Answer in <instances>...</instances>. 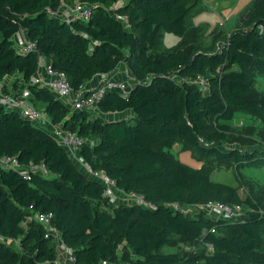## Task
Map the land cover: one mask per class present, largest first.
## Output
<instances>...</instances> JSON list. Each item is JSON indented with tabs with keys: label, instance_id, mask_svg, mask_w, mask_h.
Segmentation results:
<instances>
[{
	"label": "trees",
	"instance_id": "obj_1",
	"mask_svg": "<svg viewBox=\"0 0 264 264\" xmlns=\"http://www.w3.org/2000/svg\"><path fill=\"white\" fill-rule=\"evenodd\" d=\"M64 1L89 4L90 20L51 15ZM207 10L203 0H0V82L19 74L15 92L27 88L29 101L44 104L55 125L93 142L80 150L84 163L122 193L156 206L111 202L105 186L46 130L0 107V157L48 169L25 178L0 167V235L18 242L0 243V264H64L51 228L73 251L75 264H264L263 199L243 197L211 176L216 165L264 168L263 150L232 144L236 116L264 129V93L253 90V73L264 75V0H251L240 12L239 25L247 30L238 25L229 36L215 32V41L224 39L219 50L203 45L207 28L193 23ZM20 31L35 50L18 51L14 37ZM164 33L178 36L177 45L166 49ZM40 56L64 72L76 92L121 65L129 67L134 85L127 96L106 94L96 112L79 111L30 83ZM199 75L209 78L208 94L194 83ZM118 113L129 116L107 117ZM177 144L193 149L204 167L180 162L171 151ZM207 161L214 164L205 167ZM209 202L246 210L225 220L173 208ZM41 214H52L49 226L38 221ZM184 240L204 248L188 255L162 252Z\"/></svg>",
	"mask_w": 264,
	"mask_h": 264
},
{
	"label": "built area",
	"instance_id": "obj_2",
	"mask_svg": "<svg viewBox=\"0 0 264 264\" xmlns=\"http://www.w3.org/2000/svg\"><path fill=\"white\" fill-rule=\"evenodd\" d=\"M50 14L58 17L62 21L72 22L74 20L89 21L92 15V8L89 4L80 1H74L72 4L62 2L58 10H49ZM15 45L18 51L22 54H27L36 49V44L29 41L23 32H18L15 37ZM30 83L45 88L56 94L63 102L73 109L79 111L94 112L97 110L98 103L106 94L112 91H117L123 96H127L130 90V85L121 79H116L107 74L100 75V80L95 87L90 90L83 88L76 92L71 87L68 76L64 72L56 71L53 66L46 61V58L40 56L39 67L37 72L32 76ZM194 83H196L204 94L210 91L209 78L204 75H199ZM5 82H0V107H4L8 111H17L21 116L39 128L46 130L59 144H61L69 153L71 158L79 164L86 174L99 180L104 186V196L111 202L116 203L124 200L128 203H134L143 206L147 209H156V206L147 201L144 196L136 194H125L116 188L115 181L110 179L101 171H95L90 165L84 163L80 154L81 148L85 144L93 145L90 139H84L78 133L66 130L61 125H55L46 112L42 113L29 101L30 91L26 88L22 93H5ZM0 167L18 171L23 177L29 178L32 173L42 175L48 174V169L44 165L30 163L29 165L22 164L17 156H2L0 157ZM176 210H180L186 215L189 213L207 212L210 216L216 215L220 219H234L240 217L245 212V207L240 204H225L221 202H209L205 205L197 206H180L174 205ZM40 223L46 226L51 224L52 214H41L36 216ZM51 233L55 240L61 245L62 250L67 255L68 264H75L73 251L67 248L60 242L58 232L51 228ZM215 233V230L212 229ZM0 243L17 246L18 242L0 235ZM102 264H106L103 262Z\"/></svg>",
	"mask_w": 264,
	"mask_h": 264
},
{
	"label": "rangeland",
	"instance_id": "obj_3",
	"mask_svg": "<svg viewBox=\"0 0 264 264\" xmlns=\"http://www.w3.org/2000/svg\"><path fill=\"white\" fill-rule=\"evenodd\" d=\"M232 1V0H231ZM237 2L236 7L233 8V10H228L226 12H223L221 14L224 17V20H222L220 13L218 16L211 10L208 9L203 13V16L194 18L195 22L198 24H201L205 21L211 22L212 26L215 28L217 25H221L223 27V33L224 36H229L231 32L242 29L247 30L249 28L248 25H239V28L233 29L235 26V18H233V15L237 11L242 10L249 2L250 0H235ZM230 17L231 20L229 22H226L225 18ZM227 23V25H225ZM218 28V27H217ZM205 29V28H204ZM219 30V29H218ZM216 29L215 32H218ZM215 33L208 32V30H205V34L202 38L204 39L203 45H205L206 48H216V50L220 49L223 45V41L219 40L218 42L213 39ZM164 47L171 48L174 45H177L179 42V37L174 34L164 33ZM253 90L255 92H261L264 93V75H260L256 72L253 73ZM127 79L128 85L133 86L134 82ZM45 106L44 104H38L36 109L41 111L42 113L45 112ZM240 118L244 119L245 121L249 122V124H254V120L252 118H249L248 116H236L235 120L232 121V124H234L236 127L234 128V135H233V141L232 144L239 146L241 148L246 149H253L258 148L260 150L264 151V129L259 125L255 124L256 126L250 127L246 125V122H242ZM245 124V126L243 125ZM172 153L175 157L178 158L180 162H182L185 165H188L193 168H203L204 163L203 161L199 160L197 157H195V151L191 148H185L182 149L181 144H177L172 150ZM214 164L213 161H207L205 164V167H208L209 165ZM217 164V163H216ZM217 166V165H216ZM212 170V180L214 182L218 183H224L227 185H231L233 187H236L240 194L245 196H251L253 198L260 197L263 199L264 202V168L259 169H245L242 171L236 170L234 167L231 166H225V167H216ZM262 211L264 213V206L262 208ZM190 215H195L194 213H189ZM210 216V214H208ZM214 218H217L216 215H213ZM264 233V230H263ZM204 248V245L197 244L195 242H190L187 240H184L177 244L176 246H165L162 249L163 253H180L184 255H188L190 253L194 252H200ZM58 254L60 260L64 264H68L69 260L67 258V255L62 251L61 249H58ZM124 256H126L124 254Z\"/></svg>",
	"mask_w": 264,
	"mask_h": 264
},
{
	"label": "crops",
	"instance_id": "obj_4",
	"mask_svg": "<svg viewBox=\"0 0 264 264\" xmlns=\"http://www.w3.org/2000/svg\"><path fill=\"white\" fill-rule=\"evenodd\" d=\"M251 1V0H250ZM203 2L207 5V8L208 9H211L217 16L219 14H217V12L220 13V16L222 18V20H224V17L221 15L223 14V12H226L228 10H233L234 7H236L237 5V2L235 0H203ZM250 3V2H249ZM248 3V4H249ZM247 4V5H248ZM246 5V6H247ZM244 9V8H243ZM242 9V10H243ZM237 11L235 13V15H233V18H235V26H234V30L238 28V25H239V14L240 12L242 11ZM204 13V12H203ZM203 13H201L200 15L197 16L198 17H201L203 16ZM196 18V17H195ZM226 22H229L231 20L230 17L228 18H225ZM193 23L195 26H205V28H207L208 32H211V33H215V30L219 29L217 33H223V27L221 25H217L215 28L212 26V21L211 22H203L201 24H198L195 22V20L193 19ZM227 25V23L225 24ZM218 27V28H217ZM24 33V32H23ZM216 35V33L214 34ZM131 71L129 69V67L125 66V65H121L119 67V69L113 74V77L116 78V79H126V78H129L132 79V81L134 80V78L132 77L131 75ZM19 79H21V76L18 75H15V76H12V77H8L4 82L6 83L5 86H8V88L10 89V93H15L17 94L18 92H15L14 91V83L16 81H19ZM100 80V76H96L94 79H92L91 81H89L84 87L83 89L84 90H90L92 89L93 87H95L97 85V83L99 82ZM134 82V81H133ZM21 83V80L19 82V84ZM45 109V108H44ZM96 112V111H95ZM129 116V113H126V114H123V113H118V114H111V115H108L107 117L109 119H117V118H122V117H126V116ZM240 120H242L241 123L245 122L244 119L240 118ZM78 156H80V154H78Z\"/></svg>",
	"mask_w": 264,
	"mask_h": 264
}]
</instances>
